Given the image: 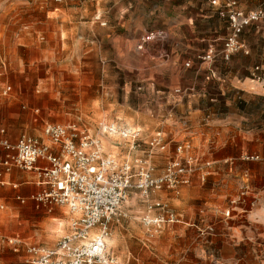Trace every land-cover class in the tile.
Returning <instances> with one entry per match:
<instances>
[{
	"label": "rangeland",
	"instance_id": "obj_1",
	"mask_svg": "<svg viewBox=\"0 0 264 264\" xmlns=\"http://www.w3.org/2000/svg\"><path fill=\"white\" fill-rule=\"evenodd\" d=\"M126 3L0 0V129L12 139L40 136L46 124L74 126L96 140L109 141L111 127L154 136L158 116L146 93L151 52H137L135 42H125L116 60L110 43L112 35L122 33L111 28L118 10L128 8ZM140 86L144 90L138 91ZM113 136L115 142L109 143L118 165L133 163L148 150L143 144L131 150L130 138ZM178 143L173 142L169 152L150 155L156 173L172 160ZM187 191L182 189L174 203L169 198L174 195L167 194L166 201L184 220ZM133 198L122 207L126 217L111 226L110 256L121 264H188V226L144 227V208ZM2 205L0 264H27V246L52 248L69 233L70 215L63 207L21 205L11 196L1 200ZM12 238L19 241L17 246L8 243Z\"/></svg>",
	"mask_w": 264,
	"mask_h": 264
},
{
	"label": "crops",
	"instance_id": "obj_2",
	"mask_svg": "<svg viewBox=\"0 0 264 264\" xmlns=\"http://www.w3.org/2000/svg\"><path fill=\"white\" fill-rule=\"evenodd\" d=\"M126 1L128 8L118 10L111 28L122 32L110 39L116 60L125 42L136 44L146 30L164 31V40L150 51L146 76L150 81L146 93L158 116L155 135L160 134L170 146L187 143L189 154L211 165L205 182L195 176L189 186L152 199L168 205L167 194L174 195L169 197L174 203L181 190L188 188L185 220L171 207L182 218L175 225L188 226V264H264V84L256 80L264 74V24L244 29L243 49L229 61L217 58L201 63L199 57L209 49L219 51L228 35L225 0ZM235 1L244 12L264 7V0ZM256 67L259 72H254ZM176 89L186 93L176 95ZM22 116L27 119L28 114ZM0 130L5 132L0 137L11 143L17 140ZM35 137H43L42 132ZM243 155H258L260 161L244 162ZM0 182V201L10 196L14 201L16 196L27 199L40 189L33 173L16 170ZM243 184L248 194L230 207ZM228 209L231 213L226 218ZM208 226H213L214 234L200 236L199 231Z\"/></svg>",
	"mask_w": 264,
	"mask_h": 264
},
{
	"label": "built area",
	"instance_id": "obj_3",
	"mask_svg": "<svg viewBox=\"0 0 264 264\" xmlns=\"http://www.w3.org/2000/svg\"><path fill=\"white\" fill-rule=\"evenodd\" d=\"M225 8L228 35L219 51L209 49L199 57L201 63H212L217 58L229 61L243 49L240 37L244 29L254 23L264 24V7L244 12L235 0H225ZM163 40V30L146 31L138 38L135 49L150 52ZM254 72H259V68H254ZM256 80L264 84V74L257 75ZM9 90L7 88L4 94ZM184 93L186 90H174L176 95ZM109 132L118 134L121 139L130 138L131 150L140 144L146 145L148 150L143 151L142 157L133 163L118 165L115 158L100 149L98 140L74 126L57 124L45 125L43 137L22 134L13 143L0 137V178L14 170L33 173L40 186L39 191L29 198L16 196L15 200L21 205L32 202L43 208L63 207L70 215L69 233L61 237L54 247L25 248L27 264H121L108 253L106 240L113 222L126 217L122 207L133 197L143 205L141 223L144 227L160 230L182 222L179 214L166 203L153 200L152 196L189 186L195 176L200 182H205L211 165L201 163L189 154L190 146L181 143L174 147L172 160L160 173H156L150 155L155 151L169 152L170 144L165 138L158 134L145 140L140 129L129 132L111 127ZM4 133L0 130L1 136ZM241 160L259 162L260 157L243 155ZM248 192L249 188L243 184L238 200L231 201L230 207L240 204ZM230 213L228 209L224 216L229 218ZM214 232L213 226H208L199 234L206 236ZM8 243L17 246L19 241L12 238Z\"/></svg>",
	"mask_w": 264,
	"mask_h": 264
},
{
	"label": "bare ground",
	"instance_id": "obj_4",
	"mask_svg": "<svg viewBox=\"0 0 264 264\" xmlns=\"http://www.w3.org/2000/svg\"><path fill=\"white\" fill-rule=\"evenodd\" d=\"M103 135L105 136L106 134H105V132H103ZM113 135H117V134H112V133H108V135H107V138L109 139V141H106V140H102V138L100 137V139L98 138V142H99V144H100V149L104 152V153H106V154H108L109 156H111V157H113L114 158V154L112 153V152H106L105 150H110L111 149V147H110V143L109 142H111V141H113V139H114V136ZM113 142H115V141H113ZM112 150V149H111ZM69 214V213H68ZM68 223H70V221L68 222ZM57 233V232H56ZM108 240V239H107ZM107 240H106V242H107ZM113 244V243H112Z\"/></svg>",
	"mask_w": 264,
	"mask_h": 264
}]
</instances>
